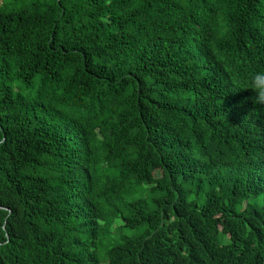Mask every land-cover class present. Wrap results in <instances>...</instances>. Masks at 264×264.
Masks as SVG:
<instances>
[{
    "label": "trees",
    "instance_id": "obj_1",
    "mask_svg": "<svg viewBox=\"0 0 264 264\" xmlns=\"http://www.w3.org/2000/svg\"><path fill=\"white\" fill-rule=\"evenodd\" d=\"M261 67L264 0H0V264H264Z\"/></svg>",
    "mask_w": 264,
    "mask_h": 264
},
{
    "label": "clouds",
    "instance_id": "obj_2",
    "mask_svg": "<svg viewBox=\"0 0 264 264\" xmlns=\"http://www.w3.org/2000/svg\"><path fill=\"white\" fill-rule=\"evenodd\" d=\"M228 26L221 24L220 35H226ZM246 88L252 92V101L258 106L264 107V67L250 74L246 82Z\"/></svg>",
    "mask_w": 264,
    "mask_h": 264
}]
</instances>
